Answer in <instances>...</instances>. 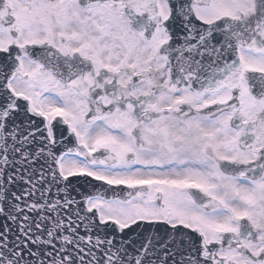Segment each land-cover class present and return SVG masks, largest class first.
<instances>
[{"label": "snow or ice", "instance_id": "obj_1", "mask_svg": "<svg viewBox=\"0 0 264 264\" xmlns=\"http://www.w3.org/2000/svg\"><path fill=\"white\" fill-rule=\"evenodd\" d=\"M0 264H264V0H0Z\"/></svg>", "mask_w": 264, "mask_h": 264}]
</instances>
